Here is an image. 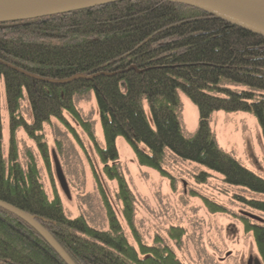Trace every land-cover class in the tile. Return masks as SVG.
Segmentation results:
<instances>
[{
    "label": "trees",
    "instance_id": "1",
    "mask_svg": "<svg viewBox=\"0 0 264 264\" xmlns=\"http://www.w3.org/2000/svg\"><path fill=\"white\" fill-rule=\"evenodd\" d=\"M78 74L82 77L67 80ZM1 83L9 145L5 155L0 111V200L34 215L75 264H182L159 234L151 245L143 241L135 222V195L119 161L118 136L140 165L172 178L164 169L169 158L193 162L202 167L194 176L197 182H205L209 171L217 173L224 183L256 195L235 196L264 214V177L221 148L210 126L214 111H248L257 116L264 136L261 35L197 7L163 0H123L0 21ZM179 92L198 109L197 128L189 134L182 126ZM88 93L96 100L103 145L92 123L76 110V99ZM24 100L31 121L23 115ZM64 111L95 144L104 179L115 181L114 197L126 226L97 174L101 227L82 213L69 215L56 192L47 194L31 154L21 161L17 130L35 139L48 161L47 146L36 133L52 117L63 121ZM204 200L212 212L226 211ZM238 217L252 232L264 264V218L249 211ZM181 234L168 231L176 242ZM0 264L66 263L33 226L0 207Z\"/></svg>",
    "mask_w": 264,
    "mask_h": 264
},
{
    "label": "rangeland",
    "instance_id": "2",
    "mask_svg": "<svg viewBox=\"0 0 264 264\" xmlns=\"http://www.w3.org/2000/svg\"><path fill=\"white\" fill-rule=\"evenodd\" d=\"M0 89L2 141L6 155L9 145V117L2 83ZM179 97L182 126L189 134L197 128L198 109L183 92H179ZM75 106L81 117L92 123L94 137L99 145H103L94 94L88 93L77 98ZM145 110L149 115L147 105ZM23 115L31 121L26 100L23 101ZM63 117V121L52 117L50 123L44 124L43 131L36 133L39 140L47 146L48 161L42 156L35 139L22 128L17 130L19 156H24L21 161L31 154L47 194L51 197L56 192L69 215L82 213L101 227L104 211L95 189L94 174H97L105 183L108 196L122 221L114 197L115 181L104 179L103 164L95 144L69 113L64 111ZM210 126L221 148L264 177V136L255 114L248 111L217 110L211 115ZM116 147L123 174L135 195L136 227L146 244H153L155 235L159 234L182 264H248L249 257H259L253 234L244 229L238 215L249 211L264 218V214L250 210L235 196L254 194L224 183L219 174L210 171L205 182H197L194 176L202 169L201 166L171 157L164 169L173 180L168 174L163 175L156 169L140 165L122 136L116 138ZM53 153L68 183L69 196L60 187ZM205 198L223 206L226 211L212 212ZM169 230L181 231L179 242L169 238Z\"/></svg>",
    "mask_w": 264,
    "mask_h": 264
},
{
    "label": "water",
    "instance_id": "3",
    "mask_svg": "<svg viewBox=\"0 0 264 264\" xmlns=\"http://www.w3.org/2000/svg\"><path fill=\"white\" fill-rule=\"evenodd\" d=\"M123 0H0V21L27 19L77 9L94 7ZM197 7L240 28L264 37V0H163ZM82 77L78 74L67 80ZM56 175L61 189L69 196V187L55 153H53ZM0 207L16 214L50 244L66 264H75L63 247L45 229L34 215L0 200ZM248 264H262L258 257H249Z\"/></svg>",
    "mask_w": 264,
    "mask_h": 264
}]
</instances>
